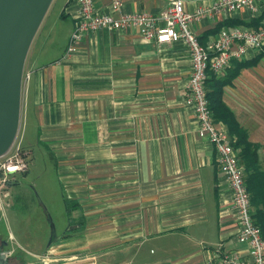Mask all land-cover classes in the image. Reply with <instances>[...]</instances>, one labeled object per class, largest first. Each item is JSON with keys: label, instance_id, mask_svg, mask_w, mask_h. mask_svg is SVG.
<instances>
[{"label": "crops", "instance_id": "0c3cea01", "mask_svg": "<svg viewBox=\"0 0 264 264\" xmlns=\"http://www.w3.org/2000/svg\"><path fill=\"white\" fill-rule=\"evenodd\" d=\"M183 1L184 10L193 13L215 0ZM121 2L113 12L108 0H92L97 12L112 16L154 15L167 4ZM49 5L23 66L29 79L20 97L19 123L28 126L31 142L23 147L21 135L18 142L28 163L33 149L49 158L63 200L76 203L70 216L78 220L68 225L66 219L48 252L30 254L26 261L207 264L218 247L245 256V245L234 238L231 190L207 137L197 132L193 108L184 103L190 74L184 42L155 44L141 41L134 29H101L63 56L79 6L75 0ZM55 7L56 14L50 13ZM237 25L261 26L257 16L238 10L191 27L209 50L220 28ZM263 50L238 61L251 62ZM230 68L231 63L224 72ZM221 93L247 140L260 146L264 170V56L242 66Z\"/></svg>", "mask_w": 264, "mask_h": 264}, {"label": "built area", "instance_id": "2783aa9c", "mask_svg": "<svg viewBox=\"0 0 264 264\" xmlns=\"http://www.w3.org/2000/svg\"><path fill=\"white\" fill-rule=\"evenodd\" d=\"M75 1L79 8L63 56L73 53L82 37L101 29L109 32L134 29L141 41L155 44L184 42L190 57V74L184 91V103L193 108L197 132L207 137L214 150V159L226 180L227 187L231 190L229 209L235 215L237 228L234 238L238 243L245 245V256L238 255L237 252H224L218 247L214 253L215 257L207 264H264V238L260 234V228L253 222L242 166L237 159L238 152L232 146L234 137L226 132L220 122L214 120L205 89L208 74L220 75L230 61L246 58L248 52H259L264 47V17L260 20L259 28L247 29L243 25L233 28L223 26L217 32L209 50L203 48L191 27L200 19L232 14L238 10L258 17L264 11V0H215L206 7H197L193 13L184 10L183 0H166V6L154 15L148 12L127 14L118 12L114 16L97 12L92 0ZM108 3L113 12L118 11L122 4L121 0H108ZM22 74L23 89L29 74L23 71ZM27 160V150H23L20 142L15 140L11 148L0 156V215L4 214V208L9 205L8 189L14 182L13 175L23 174L28 170Z\"/></svg>", "mask_w": 264, "mask_h": 264}, {"label": "rangeland", "instance_id": "374dc122", "mask_svg": "<svg viewBox=\"0 0 264 264\" xmlns=\"http://www.w3.org/2000/svg\"><path fill=\"white\" fill-rule=\"evenodd\" d=\"M50 13L56 14V7ZM18 128L14 140L18 142L19 136H24L23 147H27L31 142L26 137L29 128L24 122L22 125L19 123ZM27 140L29 141L26 142ZM28 164L29 170L25 173L13 175L14 183L8 189L9 205L4 208V214L0 215V243L2 240L7 241L5 246L11 254L6 259L11 264H36L31 261L28 263L26 258L30 254H39L45 250L44 246L49 239L45 210L49 213L58 236L67 227L66 219L69 221L68 225L76 224L78 220L71 218L72 210L66 217L61 186L55 177V169L44 152L39 148L33 149Z\"/></svg>", "mask_w": 264, "mask_h": 264}, {"label": "water", "instance_id": "95a60500", "mask_svg": "<svg viewBox=\"0 0 264 264\" xmlns=\"http://www.w3.org/2000/svg\"><path fill=\"white\" fill-rule=\"evenodd\" d=\"M51 0H0V156L5 154L18 134L21 80L25 55L37 27L49 8ZM44 212L48 222L47 250L60 236ZM5 240L0 243V264H11L6 257L10 251Z\"/></svg>", "mask_w": 264, "mask_h": 264}, {"label": "trees", "instance_id": "16d2710c", "mask_svg": "<svg viewBox=\"0 0 264 264\" xmlns=\"http://www.w3.org/2000/svg\"><path fill=\"white\" fill-rule=\"evenodd\" d=\"M264 17V11L257 17L258 22ZM239 23V22H238ZM225 24V23H224ZM258 28V27H257ZM221 29V28H220ZM264 56V50L257 54L251 62L230 61L234 65L233 69H228L222 77L218 75L208 74L206 82V94L208 98V106L212 111L214 120L220 121L225 125L226 132L234 137L232 146L238 152L237 159L242 166L245 187L247 188L251 210L254 218V224L260 228L261 236L264 238V170L258 159L257 152L260 146L257 143H250L247 133L240 127L237 120L233 116L232 110L222 103V88L231 83L233 78L238 73L242 66H250L257 59ZM14 183V182H12ZM66 217L73 208H76V203L71 199L63 200Z\"/></svg>", "mask_w": 264, "mask_h": 264}]
</instances>
